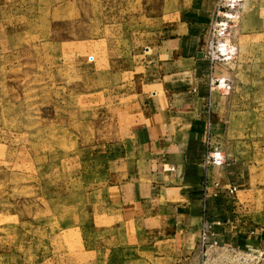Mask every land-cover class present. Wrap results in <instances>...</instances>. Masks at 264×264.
<instances>
[{
  "label": "rangeland",
  "instance_id": "obj_1",
  "mask_svg": "<svg viewBox=\"0 0 264 264\" xmlns=\"http://www.w3.org/2000/svg\"><path fill=\"white\" fill-rule=\"evenodd\" d=\"M236 1L0 0V264L173 263L150 253L138 200L117 186L156 75L137 61L154 66L185 23L200 26L204 86L221 95L206 103L204 158L226 154L227 220L258 239H211L184 264H264V0Z\"/></svg>",
  "mask_w": 264,
  "mask_h": 264
},
{
  "label": "crops",
  "instance_id": "obj_2",
  "mask_svg": "<svg viewBox=\"0 0 264 264\" xmlns=\"http://www.w3.org/2000/svg\"><path fill=\"white\" fill-rule=\"evenodd\" d=\"M179 27L182 34L155 47L154 66L137 61L145 69L142 79L154 69L156 75L144 83L153 89L139 93L141 108L133 113L137 120L123 138L126 152L120 153V166L132 160L133 167L128 165L127 179L117 186L125 203L132 206L138 200L142 213L135 223L139 220L140 239L150 243V253L171 254L174 264H184L199 247L205 224L210 225L207 242L258 239L249 238L244 226L234 232L227 220L228 188L238 179L227 157L223 165L205 167L206 103L221 95L204 86L205 61L196 56L200 26ZM210 190L217 192L211 195Z\"/></svg>",
  "mask_w": 264,
  "mask_h": 264
},
{
  "label": "built area",
  "instance_id": "obj_3",
  "mask_svg": "<svg viewBox=\"0 0 264 264\" xmlns=\"http://www.w3.org/2000/svg\"><path fill=\"white\" fill-rule=\"evenodd\" d=\"M230 5L235 6L237 1L236 0H229ZM225 54V53H224ZM222 149H215L212 151H208L207 155L204 158V161L207 165L214 164V165H223L226 161V154L222 152ZM237 189V187L232 186L229 188V191L232 193ZM210 225L204 226L202 233H201V241L200 246L208 244L207 242V234L209 232Z\"/></svg>",
  "mask_w": 264,
  "mask_h": 264
}]
</instances>
